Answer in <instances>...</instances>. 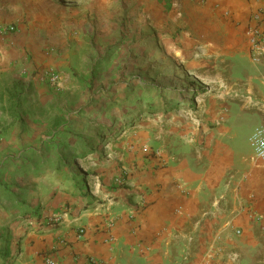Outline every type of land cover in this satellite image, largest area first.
<instances>
[{
    "label": "crops",
    "instance_id": "obj_1",
    "mask_svg": "<svg viewBox=\"0 0 264 264\" xmlns=\"http://www.w3.org/2000/svg\"><path fill=\"white\" fill-rule=\"evenodd\" d=\"M145 1L146 35L158 36L166 49L182 44L163 53H197L178 69V83L190 74L208 95L191 123L166 130V144L156 143L159 157L138 161L128 189L106 184L108 202L81 201L85 208L77 207L74 228L84 227L85 235L64 229V236L57 232L46 244L55 248L58 264H90V256L99 264H262L264 167L248 149L264 126V51L253 49L249 34L264 32V0ZM14 9L0 6V136L6 138L50 108L53 97L46 93L58 89L40 78L57 69L30 60L31 37L1 32L9 15L22 16ZM66 83L62 79L60 86ZM41 247L40 239L23 242L17 261L46 264L38 256Z\"/></svg>",
    "mask_w": 264,
    "mask_h": 264
},
{
    "label": "rangeland",
    "instance_id": "obj_2",
    "mask_svg": "<svg viewBox=\"0 0 264 264\" xmlns=\"http://www.w3.org/2000/svg\"><path fill=\"white\" fill-rule=\"evenodd\" d=\"M101 3L0 0V6L17 5L12 13L22 15H9L1 32L15 26L11 34L31 37L30 60L52 64L67 78L57 92L46 93L53 97L50 108L8 138L0 136V264H32L17 261V251L37 239L39 258L55 259V248L46 242L57 232L64 236V229L81 237L84 227L74 228L77 207L85 208L81 201L108 202L106 184L128 189L138 161L159 157L156 143L165 142L166 130L191 123L200 98L208 95L190 74L185 84L176 80L178 69L197 53L164 54L182 44L166 49L158 36L146 35L145 0ZM147 135L150 142L144 141ZM35 154L40 156L30 159Z\"/></svg>",
    "mask_w": 264,
    "mask_h": 264
},
{
    "label": "built area",
    "instance_id": "obj_3",
    "mask_svg": "<svg viewBox=\"0 0 264 264\" xmlns=\"http://www.w3.org/2000/svg\"><path fill=\"white\" fill-rule=\"evenodd\" d=\"M262 17L261 14H257L255 19L260 20ZM16 30L15 26L4 27L2 33H10ZM250 40L252 43L253 49L262 53L264 51V32L259 29H251L249 31ZM40 78L43 82L47 83L53 88H59L60 83L62 82V76L60 73L53 71L51 69L44 70L40 73ZM250 146L253 150V159L257 162L258 165L264 167V126L255 130V132L250 137ZM84 229H80L79 235L82 237L84 235ZM237 235H241L240 231L236 232ZM113 241V237L110 236V242ZM46 264H58L54 258H51L49 255L44 259ZM87 262L90 264H99L98 260L90 256L87 259Z\"/></svg>",
    "mask_w": 264,
    "mask_h": 264
},
{
    "label": "trees",
    "instance_id": "obj_4",
    "mask_svg": "<svg viewBox=\"0 0 264 264\" xmlns=\"http://www.w3.org/2000/svg\"><path fill=\"white\" fill-rule=\"evenodd\" d=\"M61 149H56V151H60ZM46 154V153H45ZM44 153H43V155H45ZM47 155V154H46ZM38 156H40L39 154L37 155V154H35V155H30V158L32 159V160H34L35 158H37ZM58 162L59 163H61V161L60 160H58ZM62 164V163H61ZM27 167H25L24 169H26ZM40 215H38V217H39Z\"/></svg>",
    "mask_w": 264,
    "mask_h": 264
},
{
    "label": "bare ground",
    "instance_id": "obj_5",
    "mask_svg": "<svg viewBox=\"0 0 264 264\" xmlns=\"http://www.w3.org/2000/svg\"><path fill=\"white\" fill-rule=\"evenodd\" d=\"M137 137V136H136Z\"/></svg>",
    "mask_w": 264,
    "mask_h": 264
}]
</instances>
